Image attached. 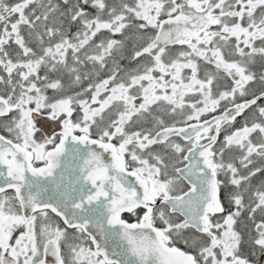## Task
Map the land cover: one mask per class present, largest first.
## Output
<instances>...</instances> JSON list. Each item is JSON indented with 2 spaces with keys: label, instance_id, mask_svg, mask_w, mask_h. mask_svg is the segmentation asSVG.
Returning a JSON list of instances; mask_svg holds the SVG:
<instances>
[{
  "label": "snow or ice",
  "instance_id": "obj_1",
  "mask_svg": "<svg viewBox=\"0 0 264 264\" xmlns=\"http://www.w3.org/2000/svg\"><path fill=\"white\" fill-rule=\"evenodd\" d=\"M0 86V264H260L264 0H0Z\"/></svg>",
  "mask_w": 264,
  "mask_h": 264
},
{
  "label": "flooded vegetation",
  "instance_id": "obj_2",
  "mask_svg": "<svg viewBox=\"0 0 264 264\" xmlns=\"http://www.w3.org/2000/svg\"><path fill=\"white\" fill-rule=\"evenodd\" d=\"M115 38L116 39H120L121 37L120 36H116ZM130 47H131V44H130ZM121 64L125 68H127V69H132V68H135L136 67V64L135 63H130L127 60L121 61ZM258 67H259V64L257 65V69L256 70H258ZM86 84H87V82H85V86H86ZM0 88H2V86H0ZM78 90H79V87H75L73 89V91H78ZM69 94H71V93H69ZM53 95H54L53 91L52 90H48V95L47 96L52 97ZM259 103L261 105H264V100L259 101ZM32 106L34 107V105H32ZM216 114H219V112L216 113ZM250 114L251 113H250V110H249V111H246L244 115L238 117L237 118V121H236V126L242 125L243 122H244L245 116H248ZM41 118H44V119L45 118H49V120H47V123L46 124H43L42 125L41 123L38 122V120L41 119ZM65 118L66 117L62 114L61 116H57L55 119H53L51 117L50 112L48 110H46V109H42V110H40L38 112L33 113V121H34V124H35L36 128L38 129V131L35 133L34 138L39 142V141H42L45 136H49V137H53L54 136V137H56V142L58 143L59 142L58 141L59 133L62 131V120L65 119ZM209 118H210V115H205L202 119H209ZM75 119H76V115L74 114L73 115V120H75ZM165 119L168 120L169 123H171V119L172 118L165 117ZM175 119H179V117H176ZM193 123H195V121H193ZM0 134L5 135V136L8 135L6 132H3L2 130H0ZM75 134L79 135L80 133L77 132ZM224 135H225V133L222 132L221 135H220V137H219V139L221 141L223 140V136ZM93 138H95V130H93ZM175 139H178V138H175ZM178 142L183 143V141H180V140H178ZM48 147H51V146L49 145ZM81 147H83V146H81ZM216 147L218 148L219 145H217ZM167 162L169 163L168 172H169V174H172L173 173V167H172V165H173L174 161L171 160V159H169ZM35 166L39 167V166H42V164L40 162H36L35 163ZM178 166H180L182 168L183 167V163L179 164ZM218 178L220 180H222V181L225 180V176L223 174H220L218 176ZM262 178H264V174H258L255 178H253V180H252L253 186H256L261 181ZM180 187H182L184 191H187V188H188V182H187V180L183 181L182 184L178 186V191L175 194H179V188ZM232 190L233 189L231 187H228V188H225L223 186L221 187V189H220V196H221L222 201L224 200L225 194L227 192H229V191H232ZM4 194H8L10 196H13L14 195V191L11 190V189H7ZM247 201H248V196H247V194H245V202L247 203ZM225 206L227 207V203L226 202H225ZM138 213L140 215H142L143 214V209H139L138 210ZM49 215L51 216V218L53 219V221L58 222L61 227H64L63 221L60 220L59 217H56L54 213H51L50 210H49ZM121 216H122L123 219H125L128 222H135V219H136L135 216H133L132 214H130L128 212L122 213ZM180 219H182V218H180ZM257 219H259V215H257ZM246 220H248L247 219V213H244L243 216L240 218V220L238 221V223L235 226L238 231L241 232V230H240L241 228L238 226V225H240V221L243 222V221H246ZM249 224L252 227V222L251 221H250ZM156 226L157 227H160L161 226V224H160L159 221L156 222ZM69 231L71 232V230H69ZM242 236H243L245 242H247L248 237L245 234H243ZM174 246L179 247L181 250H185V251L190 250L185 245V243L183 242L182 239L176 240L174 242ZM243 251L245 253L248 252V245H247V243L244 244ZM259 259H260V264H264V257H260ZM49 264H52V261H51V258L50 257H49Z\"/></svg>",
  "mask_w": 264,
  "mask_h": 264
},
{
  "label": "rangeland",
  "instance_id": "obj_3",
  "mask_svg": "<svg viewBox=\"0 0 264 264\" xmlns=\"http://www.w3.org/2000/svg\"><path fill=\"white\" fill-rule=\"evenodd\" d=\"M46 95H48V91L45 93ZM7 196H10L8 194H5ZM250 221L249 220H246V221H240V225H238L241 229V233L242 235L245 234L248 238H249V235H250V230L252 229V227L250 226Z\"/></svg>",
  "mask_w": 264,
  "mask_h": 264
},
{
  "label": "water",
  "instance_id": "obj_4",
  "mask_svg": "<svg viewBox=\"0 0 264 264\" xmlns=\"http://www.w3.org/2000/svg\"><path fill=\"white\" fill-rule=\"evenodd\" d=\"M35 120V119H34ZM41 120V121H40ZM47 120H49V118H41V119H39L38 120V122L39 123H41L42 125L43 124H46L47 123ZM52 123V122H51ZM105 158L106 159H108V156H107V154H105ZM131 179H133V181H134V178H131ZM0 186H3V181L2 180H0ZM138 187V186H137ZM7 190V189H6ZM93 231H95V229H93ZM97 235H98V233H97ZM111 247H115V245H113V246H111ZM111 247L109 248V252H110V254H111ZM176 247V246H175Z\"/></svg>",
  "mask_w": 264,
  "mask_h": 264
}]
</instances>
